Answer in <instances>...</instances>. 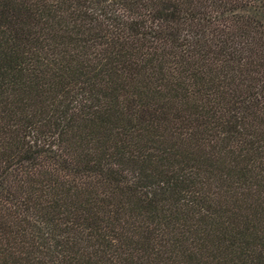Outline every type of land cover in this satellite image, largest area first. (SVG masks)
<instances>
[{"label":"trees","instance_id":"16d2710c","mask_svg":"<svg viewBox=\"0 0 264 264\" xmlns=\"http://www.w3.org/2000/svg\"><path fill=\"white\" fill-rule=\"evenodd\" d=\"M0 264H264V0H0Z\"/></svg>","mask_w":264,"mask_h":264}]
</instances>
